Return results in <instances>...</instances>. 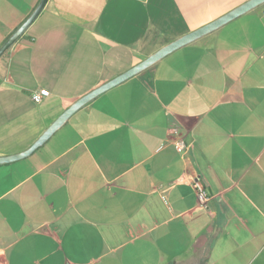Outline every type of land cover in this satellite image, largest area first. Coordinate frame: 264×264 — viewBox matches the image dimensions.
<instances>
[{
  "label": "crops",
  "instance_id": "obj_1",
  "mask_svg": "<svg viewBox=\"0 0 264 264\" xmlns=\"http://www.w3.org/2000/svg\"><path fill=\"white\" fill-rule=\"evenodd\" d=\"M39 0H0V45ZM247 0H47L0 57V157L77 99ZM46 89L40 103L30 96ZM176 126L193 141L164 145ZM198 175L212 196L200 204ZM162 196L164 198H162ZM0 264H264V3L0 165Z\"/></svg>",
  "mask_w": 264,
  "mask_h": 264
},
{
  "label": "water",
  "instance_id": "obj_2",
  "mask_svg": "<svg viewBox=\"0 0 264 264\" xmlns=\"http://www.w3.org/2000/svg\"><path fill=\"white\" fill-rule=\"evenodd\" d=\"M47 0H39L34 9L29 13V15L10 33V35L1 43L0 45V57L3 53H5L9 47L15 43L26 31V29L33 23V21L37 18V16L42 11L45 6ZM264 3V0H247L241 5L231 9L227 13L221 15L220 17L214 19L213 21L199 27L198 29L191 31L182 35L181 37L172 40L166 45L162 46L154 53L150 54L148 57L126 70L125 72L117 75L111 80L101 84L100 86L94 88L87 94L83 95L79 99H77L74 103H72L66 110L62 112L61 115L57 117V119L42 133V135L26 150L8 156L0 157V165L11 163L20 159H23L30 154H32L38 147L42 146L51 136L52 134L79 108L86 105L94 98L99 96L100 94L106 92L107 90L121 84L127 79L135 76L141 71L147 69L154 63L158 62L168 54L173 51L190 44L191 42L217 30L221 26L230 22L231 20L249 12L250 10L256 8L257 6Z\"/></svg>",
  "mask_w": 264,
  "mask_h": 264
},
{
  "label": "built area",
  "instance_id": "obj_3",
  "mask_svg": "<svg viewBox=\"0 0 264 264\" xmlns=\"http://www.w3.org/2000/svg\"><path fill=\"white\" fill-rule=\"evenodd\" d=\"M48 95L49 92L46 89H39L33 91L30 98L34 103H40ZM163 144L173 148L182 158L190 157L193 150V141H186L176 126H169L166 129V138ZM189 184L193 188L200 204L205 207L212 196L203 186L200 177L194 175L190 179ZM162 198L164 197L162 196Z\"/></svg>",
  "mask_w": 264,
  "mask_h": 264
}]
</instances>
